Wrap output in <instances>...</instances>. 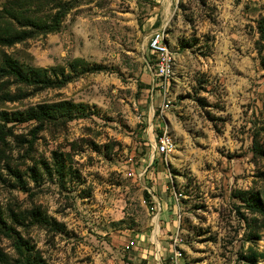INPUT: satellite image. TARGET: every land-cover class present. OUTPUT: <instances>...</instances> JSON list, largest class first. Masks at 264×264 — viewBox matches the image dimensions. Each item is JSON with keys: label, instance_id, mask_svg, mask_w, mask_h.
I'll list each match as a JSON object with an SVG mask.
<instances>
[{"label": "rangeland", "instance_id": "obj_1", "mask_svg": "<svg viewBox=\"0 0 264 264\" xmlns=\"http://www.w3.org/2000/svg\"><path fill=\"white\" fill-rule=\"evenodd\" d=\"M0 264H264V0H0Z\"/></svg>", "mask_w": 264, "mask_h": 264}, {"label": "built area", "instance_id": "obj_2", "mask_svg": "<svg viewBox=\"0 0 264 264\" xmlns=\"http://www.w3.org/2000/svg\"><path fill=\"white\" fill-rule=\"evenodd\" d=\"M146 63L156 78H163L166 80L167 67H165V54H172V51L161 49V44L158 38V28L152 30L148 38ZM168 102H163L162 107L168 106ZM172 142H166L165 135L160 136L156 146L159 152H165ZM160 206L158 207V210Z\"/></svg>", "mask_w": 264, "mask_h": 264}, {"label": "bare ground", "instance_id": "obj_3", "mask_svg": "<svg viewBox=\"0 0 264 264\" xmlns=\"http://www.w3.org/2000/svg\"><path fill=\"white\" fill-rule=\"evenodd\" d=\"M158 38L161 44V49L171 51L169 44L166 42L164 31L158 29ZM174 57L173 54H165V67H167V75L169 76L173 70ZM166 139V136H165ZM168 147L167 150H169ZM167 150L165 152H167Z\"/></svg>", "mask_w": 264, "mask_h": 264}]
</instances>
